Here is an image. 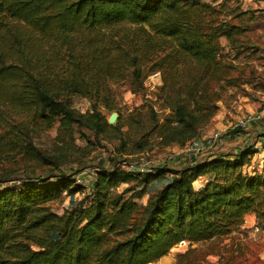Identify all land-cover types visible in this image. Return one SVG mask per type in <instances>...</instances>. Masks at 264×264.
Here are the masks:
<instances>
[{
  "label": "trees",
  "instance_id": "trees-1",
  "mask_svg": "<svg viewBox=\"0 0 264 264\" xmlns=\"http://www.w3.org/2000/svg\"><path fill=\"white\" fill-rule=\"evenodd\" d=\"M226 1L0 0V122L7 124L0 145L6 156L48 166L0 187V264H150L182 241L228 236L250 214L264 227V170L249 169L252 147L155 173L118 166L155 141L184 146L212 123L221 100L214 86L234 68L220 59V39L234 42L240 32ZM155 71L170 113L161 119L141 105L110 125L100 107L116 110L111 84L131 77L142 86ZM74 96L89 102L86 111L74 107ZM57 122L56 148H38L32 134ZM86 131L116 138V155L95 168L89 193L59 211L82 186L80 168L66 164L91 153ZM159 181L166 182L151 190Z\"/></svg>",
  "mask_w": 264,
  "mask_h": 264
},
{
  "label": "rangeland",
  "instance_id": "rangeland-1",
  "mask_svg": "<svg viewBox=\"0 0 264 264\" xmlns=\"http://www.w3.org/2000/svg\"><path fill=\"white\" fill-rule=\"evenodd\" d=\"M203 1L216 5L224 0ZM231 9L235 11L236 18L233 19V22L240 24V32L234 42L224 37L220 39L222 45L220 59L231 64L234 68L230 70L226 80H222L214 86L221 96L218 103L219 110L212 123L204 130L201 138L209 137L211 132L218 128L228 129L231 124L242 118L253 117L259 112L264 113V0H227L224 10L230 11ZM161 78V72L155 71L145 79L142 86L132 85L131 77H127L120 83L111 84V99L116 110L108 111L100 107L107 121L112 113L118 114L117 111H119L116 123H124L130 119L129 115L141 105L153 106L163 119L170 113V110L162 108L164 102L159 90L162 85ZM72 99L77 110L83 112L87 110L89 102L85 98L74 96ZM16 118L17 116L12 120L16 121ZM257 123V121L251 122L250 127L241 136L236 132L234 136L226 138L224 142L215 144L213 146L216 148L215 150H210L213 147L208 148L199 156L205 158L212 151L235 154L247 147H252L256 153L251 157L249 169L255 168L261 172L264 170V128H255L260 125ZM6 127V122H0L1 134ZM57 127L58 122L52 129L33 133L34 144L42 150L53 152L56 148L54 140ZM126 129L124 127L123 131ZM250 131L255 132L253 136L243 140L242 137L249 134ZM86 133L92 137V141L95 143L91 153L83 155L79 152L68 158L66 164L73 169L80 168L81 171L75 176V179L76 183H80L82 186H80L79 192L67 197L63 203L57 205L59 211H62L63 207H69L71 201L78 202L85 194L89 193L90 185L82 184L83 179L90 178L92 169L108 164V159L116 155L115 149L118 144L116 138L103 140L101 137H95L89 131ZM123 136L128 138L127 135L123 134ZM85 144V140L78 141V145L81 147ZM183 147L177 144L162 147L155 141L153 146L144 153L123 156L121 159L133 160L145 157L151 161L154 167L166 165L176 169L187 160L181 154ZM4 153L5 150L0 145V187L5 184L10 185L13 183L10 180L23 177L27 171L43 173L48 169V166L28 161L22 155L10 153L9 156H6ZM171 155L176 158L170 159ZM206 181L198 179L195 187L199 189ZM165 182L159 181L153 184L151 190L162 186ZM184 253L188 254L183 258V264H264V227L258 224L254 214H250L244 223L228 236L193 244L182 241L166 256L150 264H177L180 255Z\"/></svg>",
  "mask_w": 264,
  "mask_h": 264
},
{
  "label": "built area",
  "instance_id": "built-area-1",
  "mask_svg": "<svg viewBox=\"0 0 264 264\" xmlns=\"http://www.w3.org/2000/svg\"><path fill=\"white\" fill-rule=\"evenodd\" d=\"M257 121L258 123L264 122V113H256L253 117L242 118L239 121L231 124L228 129L218 128L211 132L207 138H195L187 142L182 148L181 154L187 159H192L197 157L200 153L207 150L208 148L213 147L215 144L222 143L226 138L232 137V131H236L239 136L242 135L250 127V123ZM245 138H250L253 135L246 134ZM170 159H175L174 155L169 157ZM101 159V158H100ZM118 166H121L125 171L129 173L140 172V173H155L156 168L152 166V163L149 159L145 157H140L133 160H122L118 163ZM96 169H92L90 178L83 179L82 184L91 185L93 176L95 175Z\"/></svg>",
  "mask_w": 264,
  "mask_h": 264
},
{
  "label": "crops",
  "instance_id": "crops-1",
  "mask_svg": "<svg viewBox=\"0 0 264 264\" xmlns=\"http://www.w3.org/2000/svg\"><path fill=\"white\" fill-rule=\"evenodd\" d=\"M255 125V124H254ZM257 125H259V123H257ZM261 126V127H260ZM257 127H259V128H264V122H263V124H260L259 126H256L255 128H257ZM258 128V129H259ZM258 129H257V131H258ZM255 132L254 131H250V133L249 134H251V135H253ZM244 138H245V136L244 137H242V139L244 140ZM216 148L215 147H213L212 149H210V150H215ZM210 153H213V151L212 152H209L208 154H210ZM207 176H205V177H201L199 180H207Z\"/></svg>",
  "mask_w": 264,
  "mask_h": 264
},
{
  "label": "water",
  "instance_id": "water-1",
  "mask_svg": "<svg viewBox=\"0 0 264 264\" xmlns=\"http://www.w3.org/2000/svg\"><path fill=\"white\" fill-rule=\"evenodd\" d=\"M118 117H119V115H118L117 113H112V114L110 115L109 119H108V123H109L110 125L115 124V123L118 121Z\"/></svg>",
  "mask_w": 264,
  "mask_h": 264
}]
</instances>
